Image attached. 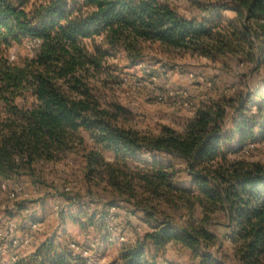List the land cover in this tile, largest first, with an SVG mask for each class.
<instances>
[{
    "label": "trees",
    "instance_id": "obj_1",
    "mask_svg": "<svg viewBox=\"0 0 264 264\" xmlns=\"http://www.w3.org/2000/svg\"><path fill=\"white\" fill-rule=\"evenodd\" d=\"M185 1L190 9L180 0H0V188L16 177L39 182L43 165L80 155L90 184H104L156 224L124 247L122 264H158L147 250L169 243L215 247L219 239L205 225L217 212L227 219L230 248L223 261L204 254L199 264H264V165L233 159L229 147L258 140L264 87L203 103L181 131L126 127L119 121L126 109L103 101L127 68L113 62L138 65L154 44L211 61L231 56L251 66L250 76L264 70V0ZM25 40L33 54L11 60L12 46ZM140 152L171 162L132 165ZM182 173L189 187L178 183ZM195 206L200 220L158 218L164 208Z\"/></svg>",
    "mask_w": 264,
    "mask_h": 264
},
{
    "label": "rangeland",
    "instance_id": "obj_2",
    "mask_svg": "<svg viewBox=\"0 0 264 264\" xmlns=\"http://www.w3.org/2000/svg\"><path fill=\"white\" fill-rule=\"evenodd\" d=\"M179 4L182 10L191 8L185 0ZM33 47L29 40L14 44L10 59L31 56ZM117 59L114 64L127 68L119 72L121 82L103 89V101L125 108L127 114L121 115L120 123L142 132L158 133L163 125L181 131L203 103L223 96L240 98L264 87V70L250 76L251 66L231 56L211 61L154 44L147 47L138 65ZM256 131L258 140L254 143L242 147L237 139L231 142L233 159L264 165V129L257 126ZM105 155L110 160L113 157L111 153ZM153 158L171 162L164 154L140 152L132 158V165ZM174 163L180 169L185 167L177 160ZM40 174L39 182L28 176L4 182L9 190L18 189V194L13 200L5 195L0 199V264L21 260L29 264V259L34 262L30 264H88L68 254L71 241L87 248L88 257L93 260L90 264L95 261L122 264L120 255L124 247L142 240L156 225L155 222L150 225L141 211L113 195L104 184H90L80 155L69 154L61 161L43 165ZM180 177L178 183L189 187L186 174ZM110 207L115 210L108 211ZM163 213L174 217L180 225L189 216L198 220L203 216L198 206L192 210L183 207L181 212L164 208ZM71 215L83 226L73 224ZM163 215L158 218L164 219ZM209 217L210 222L205 226L219 239L215 247H200L193 252L180 244L169 243L158 250L149 248L148 258H155L158 264H199L204 254H211L213 261H223L230 248L228 222L222 212Z\"/></svg>",
    "mask_w": 264,
    "mask_h": 264
},
{
    "label": "built area",
    "instance_id": "obj_3",
    "mask_svg": "<svg viewBox=\"0 0 264 264\" xmlns=\"http://www.w3.org/2000/svg\"><path fill=\"white\" fill-rule=\"evenodd\" d=\"M18 189H14V190H9L7 188L6 183H2V193L0 195V199L5 195L8 199H15L16 195L18 194ZM115 210V207H110L109 211L112 212ZM26 243H28V240L26 241ZM68 254L71 255L72 257L75 258H79L81 260H83L84 262L90 264L91 262H93L92 259H90L88 257V250L87 248L81 246L80 244H78L75 241H71L68 244ZM95 264H97V262H94ZM98 264H105V263H98Z\"/></svg>",
    "mask_w": 264,
    "mask_h": 264
},
{
    "label": "crops",
    "instance_id": "obj_4",
    "mask_svg": "<svg viewBox=\"0 0 264 264\" xmlns=\"http://www.w3.org/2000/svg\"><path fill=\"white\" fill-rule=\"evenodd\" d=\"M62 225H63V224H62ZM38 244H39V243H37V242L35 243V245H36V248H37V245H38Z\"/></svg>",
    "mask_w": 264,
    "mask_h": 264
}]
</instances>
